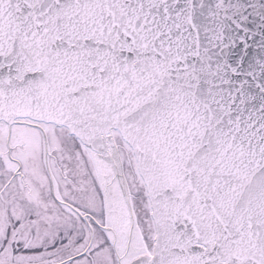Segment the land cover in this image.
<instances>
[{"label": "snow or ice", "instance_id": "snow-or-ice-1", "mask_svg": "<svg viewBox=\"0 0 264 264\" xmlns=\"http://www.w3.org/2000/svg\"><path fill=\"white\" fill-rule=\"evenodd\" d=\"M0 264H264V0H0Z\"/></svg>", "mask_w": 264, "mask_h": 264}]
</instances>
